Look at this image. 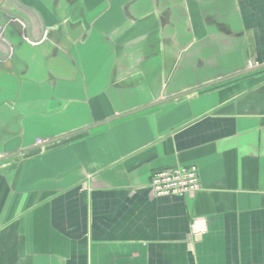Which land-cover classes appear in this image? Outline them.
<instances>
[{
  "label": "crops",
  "instance_id": "crops-1",
  "mask_svg": "<svg viewBox=\"0 0 264 264\" xmlns=\"http://www.w3.org/2000/svg\"><path fill=\"white\" fill-rule=\"evenodd\" d=\"M34 8L81 23L4 36L0 264H264V69L184 95L264 64V0ZM172 167L199 190L153 195Z\"/></svg>",
  "mask_w": 264,
  "mask_h": 264
},
{
  "label": "flooded vegetation",
  "instance_id": "flooded-vegetation-1",
  "mask_svg": "<svg viewBox=\"0 0 264 264\" xmlns=\"http://www.w3.org/2000/svg\"><path fill=\"white\" fill-rule=\"evenodd\" d=\"M34 2L35 0H0V51H4V54H0V56H5V61L0 62V64L7 63L8 61L13 63L12 51L8 45V41L4 39L5 35L18 36L20 40H27L31 43L26 35L28 29L31 32L32 37L34 34L37 37L40 36L42 30L44 35L43 38L46 39L47 37H50L49 34L52 31L58 32L64 30V26L66 25L73 28L77 23H81L80 21L74 23L71 21L70 16H66L65 14L62 19L54 16V19H58L59 21L52 26H47L44 15L34 8ZM27 9L33 10L34 13ZM11 12H17L23 17V21L20 18L15 17ZM21 12L26 15H22ZM53 15H55L54 11L52 12V16ZM25 23L29 24L30 27L26 26Z\"/></svg>",
  "mask_w": 264,
  "mask_h": 264
},
{
  "label": "built area",
  "instance_id": "built-area-1",
  "mask_svg": "<svg viewBox=\"0 0 264 264\" xmlns=\"http://www.w3.org/2000/svg\"><path fill=\"white\" fill-rule=\"evenodd\" d=\"M255 66H258V63H248L249 68ZM148 188L155 196L185 197L200 188L197 169L172 167L155 171L150 176Z\"/></svg>",
  "mask_w": 264,
  "mask_h": 264
},
{
  "label": "water",
  "instance_id": "water-1",
  "mask_svg": "<svg viewBox=\"0 0 264 264\" xmlns=\"http://www.w3.org/2000/svg\"><path fill=\"white\" fill-rule=\"evenodd\" d=\"M27 10L32 11V12L34 13V11L31 10V9H27ZM17 11H18V10H17ZM11 13H12L15 17L20 18V19L23 21V17H21L17 12H11ZM21 14H22V15H26V14L23 13V12H21ZM0 23H1V22H0ZM25 24H26V26L30 27L29 24H27V23H25ZM26 35H27V39L30 40V41L33 42V43H39V42L43 39V37H44V35H43V31H42V30H41L40 36H38L37 39H33V37L31 36V32L29 31V29H28V32H26ZM6 58H7V56H6ZM3 61H5V56H0V62H3ZM262 69H264V64H263V65H260V66H257V67H255V68L249 69V70H245V71H242V72L236 73V74H234V75H232V76H229V77H226V78H224V79L218 80V81L213 82V83H211V84H209V85H206L205 87H201V88H199V89H197V90H193V91H190V92L184 93V95H187V94H190V93H194V92H196V91H202V90H205V89H208V88H211V87H214V86H217V85H220V84H223V83H226V82H229V81H232V80L238 79V78L243 77V76H248V75L254 74V73H256V72H258V71H260V70H262ZM180 96H181V95H180ZM163 102H165V101H161V102H158V103H154V104H152V105H149V106H147V107H144L143 109H139V110H137V111H133V112H131V113L127 114V115H123V116H121V117H126V116H129V115L135 114V113H137V112H139V111H142V110H144V109H146V108H148V107L155 106V105H157V104H161V103H163ZM121 117H118V118H121ZM118 118H115V119H118ZM111 120H113V119H111ZM109 121H110V120H109ZM109 121H105L104 123H107V122H109ZM101 124H102V123H101ZM97 125H98V124H97ZM97 125H93L92 128H93V127H96ZM87 129H91V127L87 128ZM64 138H65V137H62V138H60V139H64ZM58 140H59V139H58ZM54 141H55V140L47 141L46 143H43L42 145L38 146V148H41V147L46 146V145H49L50 143H52V142H54ZM10 157H11V156H8V155L0 157V164H1L3 161L8 160Z\"/></svg>",
  "mask_w": 264,
  "mask_h": 264
},
{
  "label": "trees",
  "instance_id": "trees-1",
  "mask_svg": "<svg viewBox=\"0 0 264 264\" xmlns=\"http://www.w3.org/2000/svg\"><path fill=\"white\" fill-rule=\"evenodd\" d=\"M257 73V72H256ZM228 83V82H227ZM224 84H226V83H224ZM219 86V85H218ZM214 87H216V86H214ZM211 88H213V87H211ZM210 89V88H209ZM205 90H207V89H205Z\"/></svg>",
  "mask_w": 264,
  "mask_h": 264
}]
</instances>
